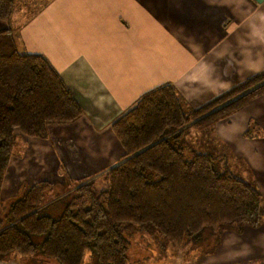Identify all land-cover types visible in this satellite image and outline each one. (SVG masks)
I'll return each instance as SVG.
<instances>
[{
  "label": "trees",
  "instance_id": "trees-1",
  "mask_svg": "<svg viewBox=\"0 0 264 264\" xmlns=\"http://www.w3.org/2000/svg\"><path fill=\"white\" fill-rule=\"evenodd\" d=\"M14 9L15 0H0V20L8 21ZM263 95L264 71L199 107L173 85L159 86L113 122L125 150L120 164L55 199L54 187L40 182L6 205L1 190L21 139L45 138L49 125L72 123L84 111L44 56L21 53L12 29L0 30V262L19 256L58 264H131L138 233L165 250L207 255L225 232L262 226L259 185L238 178L221 155L200 152L189 136ZM262 136L251 120L245 137Z\"/></svg>",
  "mask_w": 264,
  "mask_h": 264
},
{
  "label": "crops",
  "instance_id": "crops-1",
  "mask_svg": "<svg viewBox=\"0 0 264 264\" xmlns=\"http://www.w3.org/2000/svg\"><path fill=\"white\" fill-rule=\"evenodd\" d=\"M8 28L21 53L44 56L60 73L84 113L72 123L49 125L45 138L21 139L3 202L40 182L54 187L55 199L120 164L125 150L112 124L145 93L171 84L199 107L264 71V0H15L12 17L0 20V30ZM251 120L264 132V95L197 136L191 132L189 141L213 137L217 151L245 160L264 191V136L245 137ZM226 241L241 248L243 259L232 262ZM263 244L264 224L225 232L213 253L224 262L214 264L250 263ZM146 249L139 248L131 264H142ZM31 261L41 262L25 264Z\"/></svg>",
  "mask_w": 264,
  "mask_h": 264
},
{
  "label": "rangeland",
  "instance_id": "rangeland-1",
  "mask_svg": "<svg viewBox=\"0 0 264 264\" xmlns=\"http://www.w3.org/2000/svg\"><path fill=\"white\" fill-rule=\"evenodd\" d=\"M194 136H197L199 133H197V131L193 132ZM221 143V142H220ZM225 143V142H223ZM223 143H221V146L223 145ZM192 145L195 146L198 150L200 151H205L211 154H216V153H220L222 157L225 158V161L228 163V165H230V168L234 171L235 175L248 182V183H258L259 185V180H254L253 176L255 177V173L253 172V170L251 169V172L249 171V169H246V165H245V160L240 159V161H236L235 157L233 155H231L229 152L227 151H217V146L215 145L214 139L213 137H207L206 135H202L199 136L197 138L194 137L193 141H192ZM255 165L257 166V163L255 162ZM249 166V165H248ZM264 172V171H262ZM253 176H252V174ZM264 183V182H263ZM262 191V190H261ZM263 195H264V191H262ZM12 200L9 201H4L3 203L6 205H9V203ZM249 228L252 227H248L246 228V231L249 230ZM256 232V231H255ZM254 235L253 232H248L245 234V236L247 237H251V240L254 238L252 237ZM133 247L131 249L130 252V263L134 262L136 259L135 257L137 255H141L139 254V248H148L145 250V254L146 255V259L142 264H214V263H219L221 261L224 262V259H222V257L217 253L216 255H213L214 252H210V254H205V255H201L200 258L198 259L199 255L197 251H191V250H180V249H173V248H168L167 250L159 247L156 243L152 242L148 237L143 236L142 234H137L133 237ZM238 242L240 243L241 240H238ZM169 247H171L169 245ZM214 247V243L211 242L209 244V248ZM261 247V251L262 253L259 254V256H253L254 258H256V260L251 261L250 263L247 262H239L240 264H264V262H261V259H264V244L260 245ZM223 250L226 253H229V251H231L230 255L228 256L229 258H232L233 261H238V259H243L241 257H243L244 253H240L241 248L238 251V247L236 246H232L231 242H227L225 243V246L223 247ZM245 250V249H244ZM256 250V246L250 247L248 248L246 251L251 252ZM259 250V249H258ZM173 255V258H172ZM254 255V254H251ZM11 259V258H10ZM7 261V262H2V263H8V262H12V260L14 259H21V261H17V263H21L25 264V262H30L29 258H25V257H12V260ZM92 259V253L88 252L86 255V262L89 263L90 260ZM37 260H40L41 262H32L30 264H58L55 261L52 260H46L44 258H38ZM44 261V262H42Z\"/></svg>",
  "mask_w": 264,
  "mask_h": 264
}]
</instances>
